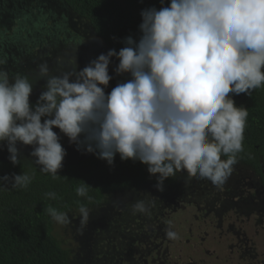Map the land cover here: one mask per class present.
I'll return each instance as SVG.
<instances>
[{"label": "clouds", "instance_id": "clouds-1", "mask_svg": "<svg viewBox=\"0 0 264 264\" xmlns=\"http://www.w3.org/2000/svg\"><path fill=\"white\" fill-rule=\"evenodd\" d=\"M140 16L138 41L126 37L119 51L101 53L80 71L50 75L47 62L41 63L46 83L35 105L29 77L10 76L0 58V145L6 143L14 166L20 164L17 144L33 146L30 155L40 171L58 178L67 155L53 131L58 128L77 150L110 166L117 154L147 165L161 191L181 171L215 186L227 182L244 151L249 115L232 96L264 87V0H170ZM113 57L116 75L130 79L106 93ZM10 179L13 188L26 189L33 177H0ZM90 187L79 184L77 196L91 200ZM132 209L147 214L150 205L137 201ZM46 211L60 226L71 222L66 212ZM78 211L86 226L89 208L79 204ZM166 236L179 239L171 226Z\"/></svg>", "mask_w": 264, "mask_h": 264}, {"label": "rangeland", "instance_id": "rangeland-1", "mask_svg": "<svg viewBox=\"0 0 264 264\" xmlns=\"http://www.w3.org/2000/svg\"><path fill=\"white\" fill-rule=\"evenodd\" d=\"M57 15L48 23L50 30L66 26L67 31L62 27L60 35L71 40L76 49L66 55L53 53L25 65L22 71L14 68L9 72L10 76L35 72L41 85L33 89L30 102L46 83L39 76L41 63L47 62L50 75H60L80 71L104 53L102 43L92 36L87 23L67 11L57 10ZM19 22L12 27L14 34ZM11 24L6 23V27ZM38 27L34 25L31 30L40 31ZM113 87L110 81L106 93ZM53 131L60 135L67 152L63 166L93 154L77 150L58 128ZM17 147L21 162L36 165V158L30 155L33 146L18 143ZM0 153L8 159L7 146L0 148ZM137 201L149 204L150 211L134 213L132 205ZM67 214L71 222L60 226L53 221V234L69 252L71 264H264V195L259 177L249 167L235 165L223 186L181 171L162 191L148 185L113 194L108 196L106 206L90 210L89 222L83 227L79 211ZM170 226L179 239L167 238Z\"/></svg>", "mask_w": 264, "mask_h": 264}, {"label": "trees", "instance_id": "trees-1", "mask_svg": "<svg viewBox=\"0 0 264 264\" xmlns=\"http://www.w3.org/2000/svg\"><path fill=\"white\" fill-rule=\"evenodd\" d=\"M169 3L170 0H163V5L161 0H0V58L6 60L3 67L10 73L14 68L22 71L33 61L43 60L53 53L66 55L76 49L71 40L60 35L62 27L67 31L66 26L61 25L57 31L50 30L48 23L58 17L57 10L67 11L87 23L92 36L102 43L103 52L107 53L106 50L119 51L124 47L128 36L139 40L142 9L152 6L159 9ZM61 13L64 16V12ZM18 21V32L14 34L12 27H16ZM8 22L13 24L6 27ZM26 24L29 26L23 30ZM34 25H41L38 27L40 31L33 32ZM118 63L113 57L109 65L115 86L130 79L128 74L116 75L114 69ZM22 74L29 77L33 89L41 85L34 71ZM38 98L30 103L35 105ZM232 98L237 107H245L249 113L244 131V151L238 155L236 165L249 167L256 173L264 195V87L250 95H233ZM3 146L6 143L0 148ZM14 173H27L33 180L26 189L13 188L11 179L0 181V264H71L69 252L53 234V220L46 211L49 206L70 213L78 211L79 204H85L89 210L96 211L106 206L108 196L113 194L139 190L148 185L157 188V177L149 174L147 165L138 160L122 161L119 154L111 166L91 154L64 165L58 178L53 179L34 164L20 161L14 166L0 153V177ZM174 181L175 176L166 179L163 188ZM83 182L91 186L88 193L91 200L76 194V187ZM48 192H55L56 199L47 198L45 193Z\"/></svg>", "mask_w": 264, "mask_h": 264}]
</instances>
